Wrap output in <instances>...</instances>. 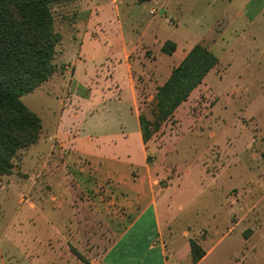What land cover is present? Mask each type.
I'll return each mask as SVG.
<instances>
[{"label":"rangeland","instance_id":"1","mask_svg":"<svg viewBox=\"0 0 264 264\" xmlns=\"http://www.w3.org/2000/svg\"><path fill=\"white\" fill-rule=\"evenodd\" d=\"M51 13L61 36L55 73L20 98L41 133L0 177V264L86 263L105 251L125 215L112 189L122 180L70 145L113 138L120 148L121 133L134 131L122 61L153 122L156 88L179 63L161 51L169 39L179 56L198 44L219 61L146 147L147 163L167 171L158 187L172 186L173 239L185 225L191 238L203 229L208 263L264 264V0H75ZM127 144L139 153L134 136Z\"/></svg>","mask_w":264,"mask_h":264},{"label":"trees","instance_id":"2","mask_svg":"<svg viewBox=\"0 0 264 264\" xmlns=\"http://www.w3.org/2000/svg\"><path fill=\"white\" fill-rule=\"evenodd\" d=\"M72 1L75 0H0V177L11 175L18 152L39 139L41 120L20 98L55 73L53 61L61 36L54 30L51 7ZM175 48L173 42L167 41L161 51L171 55ZM218 63L211 51L198 44L187 53L157 88L153 122L139 115L144 144ZM191 254L193 262H197L204 252L191 241Z\"/></svg>","mask_w":264,"mask_h":264},{"label":"crops","instance_id":"3","mask_svg":"<svg viewBox=\"0 0 264 264\" xmlns=\"http://www.w3.org/2000/svg\"><path fill=\"white\" fill-rule=\"evenodd\" d=\"M213 1L217 2L218 0ZM227 1L230 4L233 0ZM178 26H176V28ZM121 38L122 39H120V42H122V44L125 45L124 47H126V39L124 38V36H122ZM168 41L173 42L171 39H169ZM173 43L176 46L175 51L172 53L173 55H165L169 58L174 59H176L177 57V60L175 62L179 61V65L187 55V53L194 46L189 45L188 47L182 49L181 56H179L178 44L176 42ZM115 58L116 57L114 56L110 61L112 67L116 65L113 64ZM122 62L125 66L128 91L131 97V106L129 107V111L133 115L136 123L134 131L129 133H121L124 142L120 148L116 145V141L113 138L108 139L109 144H106L105 146L92 142L89 144V146L83 147L77 145L73 148V144H71L70 147L73 152L78 153L79 155H82L84 157H88L94 162L105 161L106 174L111 175L117 180H122V184L121 182L119 183L117 181V186L113 187L112 189L114 194H120L119 197L115 196L116 199L113 200H116L118 204H121L125 207V215L122 217H118V219L116 220H113L114 225L110 229L112 231L113 240H111L108 247L99 257L91 258L89 262L86 263L73 256H70L68 260L61 259L62 257H60L59 263L213 264L207 262V259L211 254V248L209 249L205 247L206 237H204L203 235V229H199L191 238L189 234L190 227L188 225H185V227L182 229V232L180 233L181 239L178 242L177 240L174 241L173 239L177 236V232H175L174 230V223L177 220V217H173V215L169 211L171 210L169 204L172 198L170 196V189L172 186H169L165 189L159 188L158 181H160L164 177L166 178L167 171L156 165H153L151 167V165L147 163L148 150L146 149V147L148 142L146 144L143 143L140 132L139 115L141 114V111L139 109L140 103L138 99L137 88L134 84V78L130 70V67L132 66L128 61ZM73 68L75 69V66ZM213 70L214 69H212L210 72H212ZM171 72L169 73V76ZM113 73L114 70L109 71L107 69V77L111 78V80H113ZM112 87H114L115 92H117V99L119 100L121 89L119 88V85L116 81H112ZM187 101L183 102L177 108L174 115H177V111ZM133 136L137 140V147L139 151L138 154L134 152V150L127 144L129 138ZM119 150L122 151V158L124 161H120V156L116 153V151ZM149 151H151V148H149ZM73 174L74 173H71V175ZM114 189L116 190L114 191ZM29 207L34 208V204H30ZM178 209L182 210V206L178 205ZM66 231L67 228L65 225V227L60 230V234ZM191 241L194 242L196 246L204 252L203 257L197 262H193L192 260Z\"/></svg>","mask_w":264,"mask_h":264}]
</instances>
